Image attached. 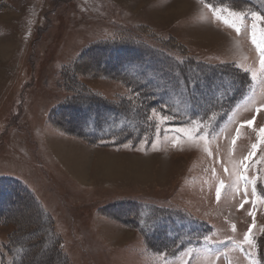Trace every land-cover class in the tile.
Instances as JSON below:
<instances>
[{
  "label": "rangeland",
  "instance_id": "374dc122",
  "mask_svg": "<svg viewBox=\"0 0 264 264\" xmlns=\"http://www.w3.org/2000/svg\"><path fill=\"white\" fill-rule=\"evenodd\" d=\"M253 33L264 40L261 12L206 0H0V177L23 181L41 200L70 264H264V57ZM122 37L211 65L207 83L215 84L197 95L201 110L217 86L218 103L232 105L182 125L157 114L154 136L140 134L135 143L101 146L73 135L75 116L69 122L57 112L68 98L122 102L128 91L100 73L95 55L77 70L73 64L97 43ZM160 60L167 71L159 78L180 71L178 60ZM226 66L238 73L225 76ZM102 159L117 170L105 173ZM17 208L38 215L24 199ZM139 213L150 215L148 236L133 228ZM250 226L254 247L244 242ZM13 230L0 226L6 260ZM51 252L43 241L28 263L47 264Z\"/></svg>",
  "mask_w": 264,
  "mask_h": 264
},
{
  "label": "trees",
  "instance_id": "16d2710c",
  "mask_svg": "<svg viewBox=\"0 0 264 264\" xmlns=\"http://www.w3.org/2000/svg\"><path fill=\"white\" fill-rule=\"evenodd\" d=\"M206 2L213 8L225 6L235 13L261 12L264 15V0H206ZM115 41L118 42L110 41L104 45L97 43L92 48H88L73 64V68L79 69L84 65L86 59H92L95 55L96 61L101 66L100 73L104 76H112L113 80L123 82L128 90L127 97L121 99L122 102L108 101L99 94L94 97L76 98L74 95L68 98L57 112L63 119L69 122L74 120L78 123V128L72 127L73 135L79 136L86 142L101 146L114 145V143L115 145L135 143L140 134H146L150 138L154 136L157 128V118H155L157 114L167 118L169 125H182L191 119L198 118L199 113L203 111L202 115L205 118L212 111L215 113L219 109L224 110L228 105H232L228 102L218 103L217 98H221L217 97L219 88L214 86L212 92L214 96L206 97L211 101L210 106L201 110L202 103L199 102L197 95L209 91L207 87H212V84H215L214 82L207 83L212 79V76L206 74L207 69L212 67L211 65L190 57L180 60V56L172 55V52L150 45L145 46V42L136 39L130 40L122 37ZM101 51L104 52V56L101 55ZM110 55L112 62L108 63L107 59ZM118 57L122 58L121 62L114 64ZM160 59H163L165 64L170 60L175 63L178 60L176 66L180 71L175 72L173 69L174 73L170 76L159 78L158 73L163 72L166 68ZM193 66L200 68L194 77H189L188 71ZM220 66L222 68V65ZM231 67H224L225 76L238 73ZM165 70L167 71V69ZM168 70L170 71L171 68ZM201 80L204 83H201ZM133 109L136 110V113H133ZM188 110H192V113L190 114ZM71 115L75 117L69 120L71 117L68 116ZM138 121H142L143 124L138 126ZM66 125H68L67 122ZM114 139H117V142H114ZM108 141L109 143H106ZM23 199L36 209L38 215H29L30 217L22 215L18 208L16 213L12 212L14 204L22 203ZM151 211L155 210L149 209L147 213H151ZM155 212L151 214L160 218ZM139 215L140 213L135 217L136 222L133 228L148 236L147 231H151L153 227L150 225V215L148 217L145 214L142 217ZM167 221H170L166 225L167 227L173 226L172 216ZM0 226L14 227L13 232L9 235L8 243L4 245L10 259L6 260L5 254L0 253L2 258L0 264H29L30 260L28 261V259L33 257V250L43 241H50L52 246V252L46 259L44 258L46 261L48 260L47 264H70L61 238L56 233L53 216L45 209L36 194L21 180L0 177ZM165 230L167 231V229ZM203 234L205 231L202 232ZM172 238L175 237L172 236ZM173 247H177V243H173Z\"/></svg>",
  "mask_w": 264,
  "mask_h": 264
},
{
  "label": "snow or ice",
  "instance_id": "6c2138e0",
  "mask_svg": "<svg viewBox=\"0 0 264 264\" xmlns=\"http://www.w3.org/2000/svg\"><path fill=\"white\" fill-rule=\"evenodd\" d=\"M253 15L255 16L256 19H260L261 18L259 16H256L255 14H253ZM254 27H255V25H253V28ZM236 31L239 32L240 29L236 28ZM252 42L257 45V48L260 50L262 57H264V40H262V41H260L258 43L257 40H256V37H255V33H253ZM261 65L264 66V58L261 59ZM257 112H259V109H257ZM246 123H247L248 126H252L253 123H254V118H253V120H249ZM260 134H261V141L264 142V128L260 129ZM233 143H235V141H233ZM252 148L256 149L257 145L253 144ZM252 155H254V152H250L249 153V157H251ZM247 158L248 157H246V159ZM221 187H223V185H221ZM216 194H217V199H219L220 198V194H221L220 188H217ZM253 194H255V189H253ZM246 195H247V193H245V196ZM247 202H248L247 199H245L244 203H247ZM240 207L241 208L243 207V203L240 205ZM249 215H252V213L249 212ZM232 228H233V231H235V225H233ZM251 231H252V228L250 226L249 229H248V232L244 234V242L254 247L255 246V242L252 239Z\"/></svg>",
  "mask_w": 264,
  "mask_h": 264
},
{
  "label": "bare ground",
  "instance_id": "6f19581e",
  "mask_svg": "<svg viewBox=\"0 0 264 264\" xmlns=\"http://www.w3.org/2000/svg\"><path fill=\"white\" fill-rule=\"evenodd\" d=\"M187 5H189V4H187ZM183 7V6H182ZM181 7V8H182ZM183 10V9H182ZM79 146V145H78ZM82 148V147H81ZM75 160V159H74ZM81 160H76V162L78 163V162H80ZM75 162V161H74ZM74 163V165H77V163ZM99 165H100V168H102V169H104V168H106V170H105V173H113L114 171H116L117 170V168L114 166V164H113V161H111V159L109 160V159H102V160H100V162H99ZM135 166H137L138 165V163H137V161L135 162V164H134ZM103 172V171H102ZM102 172H101V174H102ZM105 176V175H104ZM83 178V177H82Z\"/></svg>",
  "mask_w": 264,
  "mask_h": 264
},
{
  "label": "crops",
  "instance_id": "0c3cea01",
  "mask_svg": "<svg viewBox=\"0 0 264 264\" xmlns=\"http://www.w3.org/2000/svg\"><path fill=\"white\" fill-rule=\"evenodd\" d=\"M0 51H1V49H0ZM2 51H4V50H2Z\"/></svg>",
  "mask_w": 264,
  "mask_h": 264
}]
</instances>
